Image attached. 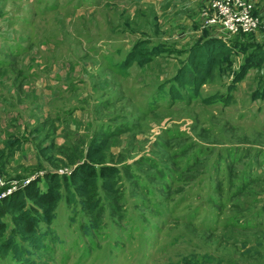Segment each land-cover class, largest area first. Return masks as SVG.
<instances>
[{
    "label": "rangeland",
    "instance_id": "rangeland-1",
    "mask_svg": "<svg viewBox=\"0 0 264 264\" xmlns=\"http://www.w3.org/2000/svg\"><path fill=\"white\" fill-rule=\"evenodd\" d=\"M212 38L232 54L199 98L173 100L188 51ZM141 42L164 53L121 70ZM258 50L264 0H0V204L71 173L93 142L120 170L96 210L63 189L37 249L4 216L0 264H264V63L229 91ZM216 94L232 104L203 103ZM9 239L22 259L2 254Z\"/></svg>",
    "mask_w": 264,
    "mask_h": 264
},
{
    "label": "trees",
    "instance_id": "trees-1",
    "mask_svg": "<svg viewBox=\"0 0 264 264\" xmlns=\"http://www.w3.org/2000/svg\"><path fill=\"white\" fill-rule=\"evenodd\" d=\"M161 53H164V51L149 52L146 50V42L137 43L120 64V68L121 70H127L135 63L144 66L151 62L152 54ZM231 54L230 45L220 39H208L194 46L188 51L187 63L181 67L172 81L175 83V86L171 87L170 92L173 100L185 98L178 88L186 89L192 99L199 98L202 87L212 80L215 70L223 66ZM256 54L249 58V63L243 66L232 85L229 86V91L236 88L237 83L243 80L249 69L262 66L264 63V51L258 50ZM217 102L230 105L233 102V97L231 94L227 96L216 94L203 99V103L207 105ZM9 137L11 139L12 135ZM10 139L5 149L7 147L8 152L12 153L13 147L19 145V139L22 138H17V140L13 141ZM107 146V139L93 142L89 146L85 158H82L85 159L84 163L77 166L71 173L48 174L43 179L46 181L45 188H41L40 179L37 182L26 185L21 190L19 189L16 194H11L5 198L0 204V237L5 232L3 225H1V220L4 216L9 215L12 217V223L18 235L17 238L21 243H29L32 248L37 249L40 243L38 238L39 223L40 221L45 223L52 221L54 211L62 199L63 189L66 191L70 202L80 198L83 203L84 201L86 202L85 204L91 210H96L99 206L98 200L95 199V192L98 188L110 195L117 193L116 179L120 174V170L116 166L106 164ZM17 150H20V146L17 147ZM28 202L29 205L27 206ZM21 246L22 244L19 242L9 239V242L2 247L1 252L3 255H8L12 252L22 259L24 250Z\"/></svg>",
    "mask_w": 264,
    "mask_h": 264
},
{
    "label": "built area",
    "instance_id": "built-area-1",
    "mask_svg": "<svg viewBox=\"0 0 264 264\" xmlns=\"http://www.w3.org/2000/svg\"><path fill=\"white\" fill-rule=\"evenodd\" d=\"M220 3H221V2H218V3H216V4L214 3V4H213V6H214L213 8H217L218 5L222 8V7H223V6H222L223 4H220ZM227 7H228V6H227ZM222 10H223V11H222L223 13H228V12H229V11H227V9H226L225 7H223ZM257 27H258V24H257V21H256L255 23H253V25L250 27V29H254V30H255ZM232 29L234 30L235 28L233 27ZM250 29H249V30H250ZM246 31H247V29H246Z\"/></svg>",
    "mask_w": 264,
    "mask_h": 264
}]
</instances>
